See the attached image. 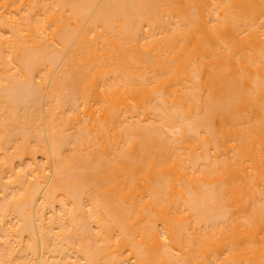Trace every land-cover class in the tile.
I'll return each mask as SVG.
<instances>
[{
  "label": "bare ground",
  "instance_id": "obj_1",
  "mask_svg": "<svg viewBox=\"0 0 264 264\" xmlns=\"http://www.w3.org/2000/svg\"><path fill=\"white\" fill-rule=\"evenodd\" d=\"M0 264H264V0H0Z\"/></svg>",
  "mask_w": 264,
  "mask_h": 264
}]
</instances>
